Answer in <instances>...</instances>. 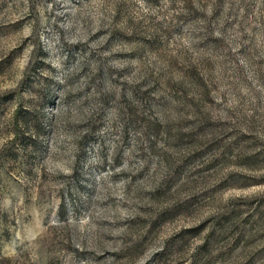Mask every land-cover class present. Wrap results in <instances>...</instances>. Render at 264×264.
<instances>
[{"label": "rangeland", "instance_id": "1", "mask_svg": "<svg viewBox=\"0 0 264 264\" xmlns=\"http://www.w3.org/2000/svg\"><path fill=\"white\" fill-rule=\"evenodd\" d=\"M0 264H264V0H0Z\"/></svg>", "mask_w": 264, "mask_h": 264}]
</instances>
